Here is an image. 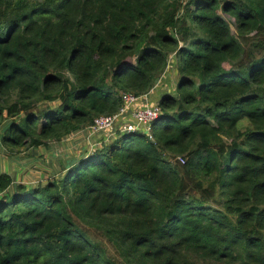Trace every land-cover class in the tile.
I'll use <instances>...</instances> for the list:
<instances>
[{
    "label": "trees",
    "instance_id": "16d2710c",
    "mask_svg": "<svg viewBox=\"0 0 264 264\" xmlns=\"http://www.w3.org/2000/svg\"><path fill=\"white\" fill-rule=\"evenodd\" d=\"M170 57L148 133L0 171V264H264V0H0V142L84 130Z\"/></svg>",
    "mask_w": 264,
    "mask_h": 264
},
{
    "label": "rangeland",
    "instance_id": "374dc122",
    "mask_svg": "<svg viewBox=\"0 0 264 264\" xmlns=\"http://www.w3.org/2000/svg\"><path fill=\"white\" fill-rule=\"evenodd\" d=\"M177 80L176 64L173 62V57H170L168 69L153 88V92L158 96L169 90L175 92ZM42 105L40 104V106ZM8 120L9 118L4 115V120L0 121V133ZM117 133L116 128L112 132L95 134V138L87 141L85 139L86 130H81L76 134L63 137L62 140L51 141L47 147H23L14 150H10L0 142V171L10 173L15 183H24L28 186L36 185L39 182L43 183L49 178L60 177L61 166L70 164L85 155L89 151L88 149H91V144L99 147L101 143H105L108 139L111 140ZM98 147H94V149Z\"/></svg>",
    "mask_w": 264,
    "mask_h": 264
},
{
    "label": "built area",
    "instance_id": "2783aa9c",
    "mask_svg": "<svg viewBox=\"0 0 264 264\" xmlns=\"http://www.w3.org/2000/svg\"><path fill=\"white\" fill-rule=\"evenodd\" d=\"M120 96L123 104L117 113L97 116L94 118L92 124L84 129L87 132V136H85L87 141H89L91 138H95V134L99 135L102 132L107 131L112 132L116 128L118 130L117 135L126 131H149L151 122L160 114V108L158 104H148V93L141 96H136L132 93L121 92ZM139 100L145 101L143 106H135ZM129 112L131 113V117L128 116ZM115 137H112L111 139ZM109 140L110 139L107 141ZM101 145L102 143L99 145V147ZM90 147L91 149H88V152L95 150L94 147L98 146L91 144ZM88 152H86L85 155H87ZM177 158L181 162L184 161L180 156H177Z\"/></svg>",
    "mask_w": 264,
    "mask_h": 264
},
{
    "label": "crops",
    "instance_id": "0c3cea01",
    "mask_svg": "<svg viewBox=\"0 0 264 264\" xmlns=\"http://www.w3.org/2000/svg\"><path fill=\"white\" fill-rule=\"evenodd\" d=\"M154 90L152 89V92H150V93H148V98H147V102H148V104H155V103H157V98L156 97H158V94L157 93H155V92H153ZM155 93V94H154ZM144 103H145V101L144 100H139L137 103H136V105L135 106H143L144 105ZM131 113L129 112V117H131V115H130ZM79 132V131H78ZM78 132H75V133H72V134H70V135H73V134H76V133H78ZM68 136V135H67ZM63 139V138H62ZM61 139V140H62ZM114 139V138H113ZM68 145V144H67ZM72 145V144H71ZM73 146V145H72ZM86 154V153H85Z\"/></svg>",
    "mask_w": 264,
    "mask_h": 264
},
{
    "label": "water",
    "instance_id": "95a60500",
    "mask_svg": "<svg viewBox=\"0 0 264 264\" xmlns=\"http://www.w3.org/2000/svg\"><path fill=\"white\" fill-rule=\"evenodd\" d=\"M145 133H148V130H145Z\"/></svg>",
    "mask_w": 264,
    "mask_h": 264
}]
</instances>
